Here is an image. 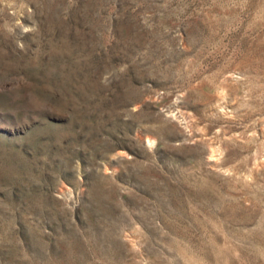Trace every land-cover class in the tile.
<instances>
[{
	"label": "rangeland",
	"instance_id": "obj_1",
	"mask_svg": "<svg viewBox=\"0 0 264 264\" xmlns=\"http://www.w3.org/2000/svg\"><path fill=\"white\" fill-rule=\"evenodd\" d=\"M0 264H264V0H0Z\"/></svg>",
	"mask_w": 264,
	"mask_h": 264
}]
</instances>
